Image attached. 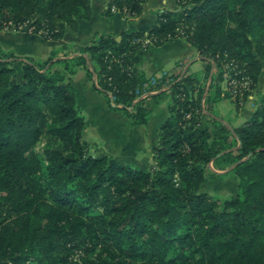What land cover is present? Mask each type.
<instances>
[{
    "label": "trees",
    "instance_id": "1",
    "mask_svg": "<svg viewBox=\"0 0 264 264\" xmlns=\"http://www.w3.org/2000/svg\"><path fill=\"white\" fill-rule=\"evenodd\" d=\"M147 1L108 0L105 16L140 18ZM174 2L178 10H163L149 31L96 35L71 57L0 49V264H264V96L240 126L216 118L231 98L225 61L240 60L258 83L264 0ZM92 14L91 0H0V32L29 27L60 41ZM179 38L203 58L201 75L167 73L151 86L133 72L144 40L159 48ZM79 69L133 126L148 124L149 100L169 94L149 168L95 155L73 86ZM147 85L169 89L141 98ZM210 164L232 168L236 194L202 191Z\"/></svg>",
    "mask_w": 264,
    "mask_h": 264
},
{
    "label": "crops",
    "instance_id": "2",
    "mask_svg": "<svg viewBox=\"0 0 264 264\" xmlns=\"http://www.w3.org/2000/svg\"><path fill=\"white\" fill-rule=\"evenodd\" d=\"M107 4L108 0H91L92 18L89 21H80L76 30L68 27L60 41L30 36L24 31H1V49L21 58L38 60H45L52 52L62 49L60 58L65 55L71 57L74 47L90 44L96 35L109 32L115 35L123 32H146L152 28L163 10H178L173 0H148L140 18L131 19L119 14L107 18ZM132 62L133 72L146 78L159 76L163 72L183 77L201 75L204 71L203 58L182 38L172 39L159 48L151 46L139 50L133 56ZM73 86L77 103L87 123L84 138L94 149L95 155H109L143 169L149 168L152 165L153 151L158 146L160 128L170 117L166 95L163 94L159 101H148L151 115L146 126H133L122 112L115 111L108 105L106 97L95 89L85 70L77 71L73 77ZM162 92L164 90L154 91L153 95ZM226 102L229 100H224L217 106L216 118L228 127L236 126L235 114L227 108V114L224 112L222 105ZM248 119L247 116L246 120ZM203 125L212 127L209 117L203 121ZM213 171L217 174L228 172L215 169Z\"/></svg>",
    "mask_w": 264,
    "mask_h": 264
},
{
    "label": "rangeland",
    "instance_id": "3",
    "mask_svg": "<svg viewBox=\"0 0 264 264\" xmlns=\"http://www.w3.org/2000/svg\"><path fill=\"white\" fill-rule=\"evenodd\" d=\"M13 31L16 30L9 29L5 30L4 32L10 33ZM19 31H24L28 35H30L29 32L31 31V29L29 27H25L18 30V32ZM231 53L232 51L229 52L228 55H230ZM232 61H225L224 63L225 75L224 82L222 83V88L230 93L231 98L226 99L229 100V102H226L222 106L226 114V108L228 109V111H231L235 114V125L240 126L247 121V116L250 119L252 114L259 109V102L264 96V63L262 64V70L258 79V83L254 86L250 75L246 73L243 65H241L240 60L237 59L236 63L234 64H232ZM21 67V64L16 65L19 76L21 75L22 71ZM209 82L210 80L206 81L203 79L202 86L204 87L205 94L209 88ZM165 99H167V102L169 101V94L166 95ZM46 141L47 138L44 139L43 142L39 145L38 150L40 152H42V150L44 149L47 143ZM211 165L212 164L209 165V170L207 172V182L204 185L202 191L207 192L213 196H221L224 198H229L232 195L236 194L238 192V178L234 174H229L228 172H225L224 174H217L213 171V169H217L214 166L213 168H210ZM230 169L232 168L227 169V171H230Z\"/></svg>",
    "mask_w": 264,
    "mask_h": 264
},
{
    "label": "built area",
    "instance_id": "4",
    "mask_svg": "<svg viewBox=\"0 0 264 264\" xmlns=\"http://www.w3.org/2000/svg\"><path fill=\"white\" fill-rule=\"evenodd\" d=\"M143 45L145 47H151L152 46V43L149 39H146L143 41ZM168 77V74L166 72H163L162 74H160L159 76H155V77H152L151 79V86H155L158 84V82L162 81L164 78ZM149 88V85H147V90H145L143 92V94L140 96L141 98H146L148 97L149 95L153 94L154 91H151V90H148ZM167 89H169V87H164L162 90L166 91Z\"/></svg>",
    "mask_w": 264,
    "mask_h": 264
}]
</instances>
